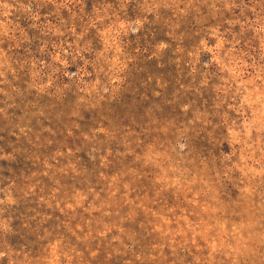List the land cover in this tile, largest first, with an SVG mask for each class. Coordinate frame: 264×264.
Segmentation results:
<instances>
[{"label":"rangeland","instance_id":"374dc122","mask_svg":"<svg viewBox=\"0 0 264 264\" xmlns=\"http://www.w3.org/2000/svg\"><path fill=\"white\" fill-rule=\"evenodd\" d=\"M0 264H264V0H0Z\"/></svg>","mask_w":264,"mask_h":264}]
</instances>
